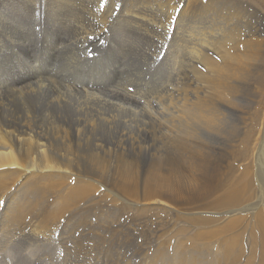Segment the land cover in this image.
<instances>
[{
	"label": "bare ground",
	"instance_id": "obj_1",
	"mask_svg": "<svg viewBox=\"0 0 264 264\" xmlns=\"http://www.w3.org/2000/svg\"><path fill=\"white\" fill-rule=\"evenodd\" d=\"M99 3L0 0V264L51 262L46 250L58 228L59 242L73 245L66 255H102L108 264L126 245L133 248L138 234L146 239L143 228L152 221L144 215L152 208L209 225L194 239H216L232 262L246 240L244 264H264L259 13L227 0H110L103 12ZM188 73L203 91L189 98L192 91L176 93ZM238 92L249 98L238 144L243 165L220 167L212 178L188 129L216 130V104ZM162 138L172 141L174 157L191 158L185 165L192 178L174 157L151 160L144 170L133 160L141 142ZM111 152L114 175L105 179L108 162L99 153ZM163 228L156 232L166 235ZM174 251L183 252L180 241Z\"/></svg>",
	"mask_w": 264,
	"mask_h": 264
},
{
	"label": "rangeland",
	"instance_id": "obj_2",
	"mask_svg": "<svg viewBox=\"0 0 264 264\" xmlns=\"http://www.w3.org/2000/svg\"><path fill=\"white\" fill-rule=\"evenodd\" d=\"M227 1H230L231 3H234V4L235 2L238 3V6L243 7L244 10H247L248 5L250 7H253L254 12L256 14L258 12L260 17L263 19V20L261 19V21H263L262 27L264 30V6L262 5L263 3L262 0H227ZM219 19L220 18H218V20ZM260 63L262 64V62ZM189 76L190 75L188 73L185 79L189 81V83H183V85L182 86L180 85L179 89L176 90V93H178L180 89L182 90V88L184 90L185 89L188 90V93L185 90L186 91L185 93L187 94H185L183 91L181 92V94H184L183 97L185 95L188 96V94L192 91L189 94L190 96H188L187 98L191 97V94H195L197 92H203V91H200L202 90L200 85L194 86V84H191ZM196 82L198 81L196 80ZM184 84H185V87H184ZM240 93L241 92H238L234 96L236 98H234L227 104L226 103L216 104V108L222 114L221 124L217 127L216 130H205L204 128H201L200 125L191 126L188 129V131H191L194 134L196 133L197 135V138L194 144L199 145L201 147L203 151V160L206 161V168H205L206 173L209 174V176L212 178L215 174L222 172V169H220V167H223L224 172H226V171H229L235 168L236 169L239 168L240 170L241 165H243L240 159L238 158L239 150H240V148L238 147V144H239V139L243 137V130H245V129L242 130V127H243L242 124L247 123L246 121L247 117L245 113L246 111H248L247 107L249 106H247V103H248L247 99L249 98L247 96H244L246 98L245 100H242ZM205 100H207V95L205 97ZM244 102H247V103H244ZM208 133H211V134H208ZM150 140L144 143L141 142V146H143L142 147L143 152H136L137 151L136 150L134 151L132 155L133 160L138 163L141 170H144V167H146L149 163L154 162L155 160H164L167 158L170 159L169 157H174L173 154L175 153V150H174L173 144H171L172 141L170 142V140L168 141V139H165V138H162V140L158 141V142L162 141L161 143L157 142L158 139L157 140L155 139L156 141H154V139H150ZM164 140L166 143L164 142ZM83 141H86V140H83ZM86 144L88 145L86 146L89 147L86 149H90L91 146L88 143ZM147 144H148V147H147ZM149 145L151 146L149 147ZM150 150L153 152H151ZM102 155H104L103 159H105L108 162L107 170H106L108 175H106V172H105L103 173L102 178L107 179L108 176L109 178H111L114 175V169L112 168L113 167L112 158L115 155L112 152L104 153V154L99 153V156H102ZM158 157H161V158H158ZM175 158L179 166L187 168L189 171L185 173L183 177L187 179V175H190V177L192 178V175L190 173V167L192 165L190 166L185 165V162L190 163L189 161L191 158L188 155H177L174 157V159ZM193 167L196 169L194 164H193ZM196 171L198 175V169H196ZM138 174H139V177L142 176L141 173H138ZM93 179H96V178H93ZM222 179H224V177H222ZM210 197H209V200H211ZM105 198L108 200L111 199L109 196H106ZM185 204H187L186 201H185ZM106 205L107 204L105 203L104 204L101 203V208L105 209ZM85 210L87 212L88 210H91V207L87 206ZM112 213L114 214V218L117 219L116 211L112 210ZM143 214L140 216V219H142ZM172 214H173L172 212L168 211L167 213V211H165L162 208L161 209L152 208L149 213H146V215H144L146 216V218L148 217V219L152 221L151 223L149 222L148 224H146L145 227L143 228L149 232L147 237H145L146 239L145 240L142 239L138 234L137 239L133 238L135 242V244H133L134 247L130 248L129 247L130 245L129 246L126 245L124 247L125 250H123L124 252L122 251L119 255L113 257L110 260V262H108V264H244L245 260L247 259L246 258L248 255L247 252L249 250V245H248V242H246V240H244L245 246L243 244L245 253L242 252L240 254L239 261L234 260L232 262V258L231 259L224 258L221 250L217 249L218 247H217L216 239L208 240V242H205V241L201 242V241H197L196 239H194V236L197 233H203V232L208 231L210 229L209 225L203 228L201 226L191 225L189 223H183L181 221H174ZM90 215L91 214L89 212L87 217L88 219L91 220L90 222L95 221L93 217H90ZM157 225L160 228L164 227L163 228L164 232L167 231L166 235L161 234L163 232L161 233L156 232L157 227H158ZM60 229L61 228L57 229L58 232L55 231V234L52 236L50 247L48 248V250H46V252L51 251L50 254L52 255L50 256L51 258L53 257L52 258L53 260L51 262L46 261L47 264L49 263L52 264L53 261H54L53 264H56V263L58 264V262L60 264H67L65 259L66 260L70 259V261L74 263L77 261L76 262L77 264H78V260L80 259L85 264H101L103 262H104L103 264H105L106 260L104 259L102 255H98L97 257H95V255L94 256H89V255L83 256L80 254L79 256L81 258H79L78 256L74 258L75 255H71L70 252L68 253V255H66L65 248H69L71 250L73 249V245L71 243H67V246H66V245H62L59 242V235L61 234V231H59ZM90 229L93 231L92 233L103 231L102 227H90ZM179 230L182 232L180 233ZM163 235L164 237H161ZM178 241H180V244L183 249V252L180 254H177L174 251L175 244H177ZM126 247H128V249ZM4 261H5L4 263H6L8 259L6 258V260ZM46 262L44 264H46Z\"/></svg>",
	"mask_w": 264,
	"mask_h": 264
},
{
	"label": "snow or ice",
	"instance_id": "obj_3",
	"mask_svg": "<svg viewBox=\"0 0 264 264\" xmlns=\"http://www.w3.org/2000/svg\"><path fill=\"white\" fill-rule=\"evenodd\" d=\"M109 2H110V0H100V3H99V10H100L101 12H103V11L105 10V8L109 6ZM119 8H120V5H117V6H116V10L118 11ZM114 15H115V13H114ZM88 38H89V39H92V37H88ZM2 203H3V202H0V204H2ZM17 264H25V262H23V261H18Z\"/></svg>",
	"mask_w": 264,
	"mask_h": 264
}]
</instances>
